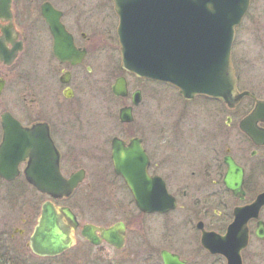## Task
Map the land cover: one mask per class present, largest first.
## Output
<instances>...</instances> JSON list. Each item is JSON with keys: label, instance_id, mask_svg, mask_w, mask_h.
Instances as JSON below:
<instances>
[{"label": "flooded vegetation", "instance_id": "obj_1", "mask_svg": "<svg viewBox=\"0 0 264 264\" xmlns=\"http://www.w3.org/2000/svg\"><path fill=\"white\" fill-rule=\"evenodd\" d=\"M119 24L115 0H10L7 12L0 11V145L4 137L11 138L14 156L10 160L17 170L12 179L0 175V264H226L223 255L205 247L203 234H224L234 210L264 191V119L244 124L257 102L264 101L260 68L255 63L245 65V60L239 67L233 64L236 90L245 92L233 106L203 94L186 100L176 88L177 121L156 126L152 143L146 145L144 137L126 131L132 122L119 120V111L126 106L132 107L134 120L142 100L141 89H131L127 80V76L138 77L121 68ZM242 33L264 35V0L249 1L235 28V34ZM252 65L260 71L257 81L248 79ZM111 66L119 73L110 91L103 90L106 101L100 100L101 73ZM119 77L125 80L126 96L112 91ZM137 90L140 101L133 105ZM114 99L125 101L117 120L126 126L124 136L110 139L105 158L99 155L105 152L104 131L101 138L99 132L92 137L91 125L100 118L115 124L110 106ZM101 102H109L105 111ZM4 116L14 123L4 124ZM114 137L125 143L141 139L147 174L163 181L173 198L172 208L139 210L113 170ZM52 162L65 179L83 172L70 194L53 197L27 181L26 169L35 165L30 178L51 177L46 164ZM86 162L97 164L94 177L106 179L104 187L80 188L87 176ZM227 162L241 169L239 191L224 182ZM109 182L120 187H109ZM46 211L55 217L53 225L62 236V248L54 254L37 242ZM263 212L264 205L258 218L247 223L243 264L252 238L260 240L255 229L259 219L264 223ZM113 228L114 234L109 231ZM116 237L118 244L113 242Z\"/></svg>", "mask_w": 264, "mask_h": 264}, {"label": "water", "instance_id": "obj_2", "mask_svg": "<svg viewBox=\"0 0 264 264\" xmlns=\"http://www.w3.org/2000/svg\"><path fill=\"white\" fill-rule=\"evenodd\" d=\"M10 0H0V11L7 12ZM250 0H115L120 18L118 37L121 50V68L136 77L166 82L178 88L187 100L196 94L220 99L229 106L237 103L245 93L236 90V79L231 60L235 27L248 10ZM46 16V4L42 7ZM115 95L126 96L127 87L123 77L112 86ZM140 101L139 90L133 93L132 104ZM131 106L119 111L121 122H132ZM264 119V101H258L255 110L244 121ZM4 124H13L8 116ZM243 130L255 137L254 131L243 125ZM6 133L10 132L5 129ZM10 137H4L0 145V175L12 179L16 163ZM56 158V157H55ZM113 170L120 175L141 211H166L174 206L160 178L147 174L148 158L141 146V139L131 138L128 143L114 137L111 142ZM10 160V161H9ZM229 170L224 182L229 189L239 191L242 182L241 169L227 162ZM43 166V165H42ZM37 165L26 169L27 181L53 197L68 195L82 180L79 171L63 178L56 162L46 164L49 178H30ZM264 205V191L248 205L234 210V219L224 234H203V243L212 253H219L226 264H243L241 252L249 240L248 221L257 219ZM55 217L43 213L42 230L37 238L38 246L54 254L61 248L62 236L53 225ZM44 226L49 231L44 230ZM114 228L110 229L114 234ZM111 232V233H112ZM255 236L264 239V223L258 220ZM120 239L113 241L118 244ZM44 248H39L43 250Z\"/></svg>", "mask_w": 264, "mask_h": 264}, {"label": "rangeland", "instance_id": "obj_3", "mask_svg": "<svg viewBox=\"0 0 264 264\" xmlns=\"http://www.w3.org/2000/svg\"><path fill=\"white\" fill-rule=\"evenodd\" d=\"M259 3V2H258ZM254 10V9H253ZM252 10V11H253ZM245 52L247 55H245ZM232 62L236 66H240L245 62V65L250 63H255L256 66L260 68L261 71V84L264 83V35L263 34H235L234 42L232 45ZM245 57V58H244ZM255 61V62H252ZM255 65L249 67L248 70V79L251 81H257L260 79V71ZM119 71L116 67H105L101 73L102 81L100 84V100H105L103 90L107 88V91H110V86L114 81V78L118 75ZM127 80L130 83V88H140L142 91V100L141 103L134 111V120L129 125H119L117 120V112L119 107L125 102L120 99H114V103H110V106L114 109L115 115V124H105V122L100 118L94 124L91 125L92 137H95L98 132L103 133L102 140L105 141V152L99 153L100 156L109 155L110 151V139L117 136H124V126H126V131H129L132 135L139 137H144L146 140V145L152 143L154 139L153 130L156 129V126L163 124H173L177 121V110L180 108V101L178 99L177 89L171 85L161 83L158 81H152L143 78H134L133 76H127ZM105 87V88H104ZM109 89V90H108ZM106 91V92H107ZM261 95L264 96V91L260 90ZM109 102H101L103 111L106 110ZM194 104V103H193ZM189 109L194 108V105H187ZM177 111V112H176ZM103 117V116H102ZM189 121H192V118H188ZM105 129V130H104ZM194 154L193 148H191L190 156ZM93 161V160H92ZM86 162L88 168L87 176L80 184V188L88 187H104V183L107 182L106 179H98L94 177L95 172H98L96 165L94 163ZM97 177V175H96ZM95 178V179H94ZM109 187L118 188L120 184H110ZM264 219V212L262 214ZM244 263L245 264H264V240H257L252 238L250 241L248 250L244 254Z\"/></svg>", "mask_w": 264, "mask_h": 264}]
</instances>
